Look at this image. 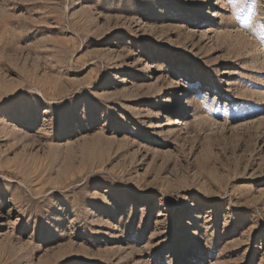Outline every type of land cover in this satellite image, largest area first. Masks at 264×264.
Returning a JSON list of instances; mask_svg holds the SVG:
<instances>
[{"label": "rangeland", "instance_id": "374dc122", "mask_svg": "<svg viewBox=\"0 0 264 264\" xmlns=\"http://www.w3.org/2000/svg\"><path fill=\"white\" fill-rule=\"evenodd\" d=\"M0 264H264V0H0Z\"/></svg>", "mask_w": 264, "mask_h": 264}, {"label": "bare ground", "instance_id": "6f19581e", "mask_svg": "<svg viewBox=\"0 0 264 264\" xmlns=\"http://www.w3.org/2000/svg\"><path fill=\"white\" fill-rule=\"evenodd\" d=\"M221 1L224 2L225 0H221ZM216 16H222V14H219V11H217ZM183 95H184L183 93L182 94L180 93V99L177 102L179 105H183L186 100L185 98H183Z\"/></svg>", "mask_w": 264, "mask_h": 264}]
</instances>
